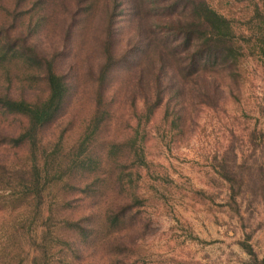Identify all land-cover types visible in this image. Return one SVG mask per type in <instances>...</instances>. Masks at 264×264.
<instances>
[{
    "label": "rangeland",
    "instance_id": "rangeland-1",
    "mask_svg": "<svg viewBox=\"0 0 264 264\" xmlns=\"http://www.w3.org/2000/svg\"><path fill=\"white\" fill-rule=\"evenodd\" d=\"M208 1L238 22L251 18L252 38L263 26L264 0H253L262 4L259 13L252 0ZM160 4L162 0H0L2 38L34 49L27 59L23 51V60L0 62V96L45 101L49 89L43 60H53L69 91L43 137L64 129L76 137L91 114H112L102 142L135 129L147 135L144 147L153 165L142 176L148 201L137 264H264V63L249 56L236 71L229 58L226 72L208 70L197 87L188 85L192 93L185 104L183 82L172 70L163 76L164 67L154 55L139 67L145 37L157 26L165 28L162 19L153 17ZM160 90L165 95L159 99ZM200 93L212 106L200 104L205 100ZM146 96L158 107L149 124L134 115ZM181 113L184 122L176 121ZM0 114L1 128L21 123L6 116L12 113L5 109ZM232 145L239 157L235 177L243 185L237 202L220 179V160Z\"/></svg>",
    "mask_w": 264,
    "mask_h": 264
},
{
    "label": "trees",
    "instance_id": "trees-1",
    "mask_svg": "<svg viewBox=\"0 0 264 264\" xmlns=\"http://www.w3.org/2000/svg\"><path fill=\"white\" fill-rule=\"evenodd\" d=\"M252 3L255 12L264 9V2ZM160 5L153 17L162 19L165 28L157 26L145 37V59H140L139 67L154 55L160 69L164 67L163 76L169 70L183 82L185 104L192 93L188 85L197 87L208 70L226 72L229 58L235 70L249 56L264 63V17L252 38L251 18L238 22L208 0H162ZM2 37L0 33V62L23 60V51L27 59L26 53L34 50ZM43 62L49 89L45 101L0 96V108L12 113L5 115L21 119L18 126L1 128L0 123V264L141 263L138 234L146 226L143 212L148 201L142 176L153 165L144 147L147 135L135 129L102 142L112 114H91L76 137L65 129L43 137V130L60 115L69 91L64 76L56 73L55 62ZM164 95L160 90L157 97ZM199 98H205L200 104L212 106L205 94ZM152 101L146 96L140 113L134 114L140 123L149 124L156 115L158 107ZM185 115L179 114L176 121L184 122ZM235 147L230 146L220 160V179L237 202L243 185L235 177L239 159ZM242 245L253 254L247 242Z\"/></svg>",
    "mask_w": 264,
    "mask_h": 264
}]
</instances>
